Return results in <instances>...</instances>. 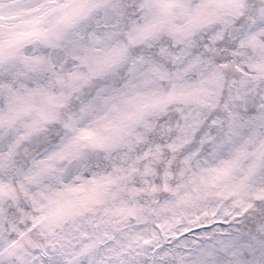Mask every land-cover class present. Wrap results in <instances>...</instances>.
<instances>
[{"label": "snow or ice", "instance_id": "1", "mask_svg": "<svg viewBox=\"0 0 264 264\" xmlns=\"http://www.w3.org/2000/svg\"><path fill=\"white\" fill-rule=\"evenodd\" d=\"M0 264H264V0H0Z\"/></svg>", "mask_w": 264, "mask_h": 264}]
</instances>
